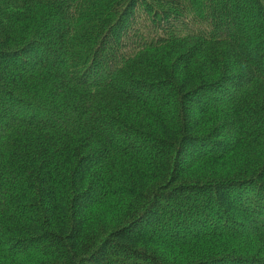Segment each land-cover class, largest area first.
<instances>
[{
  "label": "trees",
  "instance_id": "obj_1",
  "mask_svg": "<svg viewBox=\"0 0 264 264\" xmlns=\"http://www.w3.org/2000/svg\"><path fill=\"white\" fill-rule=\"evenodd\" d=\"M0 264H264V0H0Z\"/></svg>",
  "mask_w": 264,
  "mask_h": 264
}]
</instances>
